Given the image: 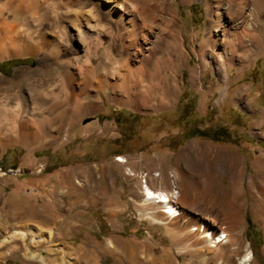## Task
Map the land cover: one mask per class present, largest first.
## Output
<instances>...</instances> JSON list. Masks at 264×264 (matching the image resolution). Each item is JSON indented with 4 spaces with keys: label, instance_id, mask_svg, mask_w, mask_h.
I'll return each instance as SVG.
<instances>
[{
    "label": "rangeland",
    "instance_id": "374dc122",
    "mask_svg": "<svg viewBox=\"0 0 264 264\" xmlns=\"http://www.w3.org/2000/svg\"><path fill=\"white\" fill-rule=\"evenodd\" d=\"M68 1L0 0V18L28 37L0 59V264H202L184 234L157 220L159 206H143L142 187L147 181L170 193L177 177L184 196L210 180L229 187L221 165L231 159L247 168L234 177L243 222L233 235L264 264V232L253 218L261 208L254 170L264 156V50L241 78L238 64L230 68L229 95L221 97L215 66L201 69L186 42L188 64L171 107L138 110L116 101L125 97L121 64L113 66L116 91L84 85L88 40L77 34L81 11ZM175 7L185 37L202 40V0ZM102 44L101 51L120 54L119 45ZM196 194L198 207L222 215L220 197L206 208L203 192Z\"/></svg>",
    "mask_w": 264,
    "mask_h": 264
},
{
    "label": "bare ground",
    "instance_id": "6f19581e",
    "mask_svg": "<svg viewBox=\"0 0 264 264\" xmlns=\"http://www.w3.org/2000/svg\"><path fill=\"white\" fill-rule=\"evenodd\" d=\"M195 1L69 0L68 4L76 5L81 11L77 22L82 29L77 34L88 40V46L83 44V47L87 50V59L91 64L85 70L84 85L96 81L116 91L118 83L113 77L118 73L116 74L113 66L121 64L120 87L125 97H120L117 102L126 106L135 103V109L138 110L142 107L155 110L169 108L179 92L176 83L179 79V69L188 64L185 46L188 42L190 45L193 44L201 69H206L209 65L215 66L221 82L225 84L221 97L228 96L231 85L230 68L238 64L239 78H241V74L250 68L264 50V0H202L206 9L207 25L202 40L198 35L190 41V38L185 37L180 13L175 6L178 3L193 5ZM14 4H11L12 8H15ZM99 6L106 7L105 13L99 11ZM115 15H118L116 20ZM106 21L110 22L109 27L105 25ZM17 28V24H10L7 19L0 18V59L14 56L12 54L14 46H26L28 37H20ZM45 41L49 42L47 39ZM101 42L106 43L107 48L115 44L119 45L120 54L115 58L106 49L101 51L99 49L103 45ZM199 72L191 74L193 82L200 79ZM173 80L175 83L172 82ZM88 108L85 107L86 110ZM117 161L127 163L123 157ZM218 161H221L220 158ZM259 161L258 166H255L254 178L259 186L258 202L261 208L254 212L253 218L264 232V156ZM212 165L209 163V168ZM221 167L230 178L229 187L222 188L210 180L203 187L196 186L193 191L191 190L190 196H184L176 183L178 177L175 179L173 177L175 187L170 193L155 191L147 186L146 181L145 187H142L143 206H159L162 211L157 220L161 219L160 223L168 221L166 225L168 228L184 234L183 244L186 248L195 249L202 264H256L252 247H245L244 242L239 243L235 238L236 235H233L243 222L239 220L234 177L238 173L242 175L247 168L243 163L241 165L233 159L228 160ZM196 191H201L205 195L206 208L207 205L211 208L214 199L220 197L221 204L219 202L218 205H221L222 215L198 207L199 197ZM174 195L177 197L173 198ZM35 230L36 239L42 240L43 232L40 229ZM23 235L25 237L27 234L23 233ZM262 253L264 257V243Z\"/></svg>",
    "mask_w": 264,
    "mask_h": 264
}]
</instances>
